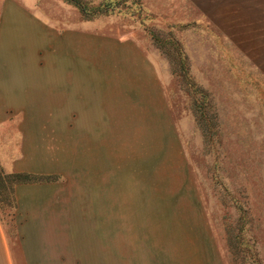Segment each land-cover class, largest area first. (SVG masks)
I'll use <instances>...</instances> for the list:
<instances>
[{
    "label": "rangeland",
    "instance_id": "1",
    "mask_svg": "<svg viewBox=\"0 0 264 264\" xmlns=\"http://www.w3.org/2000/svg\"><path fill=\"white\" fill-rule=\"evenodd\" d=\"M26 1L81 17L90 36L136 41L152 57L176 138L103 122L114 114L95 89L68 97L42 71L23 96L0 97V164L33 179L15 186L14 206L0 200L2 221L13 227L30 203L39 206L37 217L57 231L29 243L55 264H264V49L256 22H237L254 0H111L114 9L87 15L65 0H0V52L21 50L33 65L37 55L17 46L16 28L6 26L15 18L4 14ZM216 9L232 12L216 17ZM15 55L3 58L15 63ZM201 91L217 137L204 135L192 103ZM169 189L185 199L161 200Z\"/></svg>",
    "mask_w": 264,
    "mask_h": 264
},
{
    "label": "crops",
    "instance_id": "2",
    "mask_svg": "<svg viewBox=\"0 0 264 264\" xmlns=\"http://www.w3.org/2000/svg\"><path fill=\"white\" fill-rule=\"evenodd\" d=\"M12 5V10H5L4 14L6 18L14 16L15 19L13 24L8 23L6 26L16 28L17 46L31 49V55H37L38 59L31 65L33 60L25 62L22 59L25 53L21 50L0 52V97L23 96L18 91L25 90V82H30L33 87L32 81L39 80L35 76L42 75L40 73L48 69L54 88L59 91L63 89L68 97L84 96L87 90L95 89L97 96L103 97L104 106L110 107L114 114L112 118L105 115L103 122L109 124L110 120L115 121L116 128L119 125L127 128L126 126L130 127L135 123L136 128L140 125V129L150 130V136L154 135L155 129L156 135L176 138L168 101L162 91V82L152 57L136 41L97 36L94 32V36H90L89 22L81 17L74 19L51 16L40 7L34 9L27 1ZM243 8L237 10L242 15L237 22L241 28H245L252 25L249 22L255 21V33L264 49V0H254V3H248ZM220 12L226 17L232 11L216 9L211 14L218 17ZM1 36H5L8 42V34ZM12 36L14 38V34ZM42 39L45 41L43 46ZM48 49L53 58L49 62L42 61L41 55H45ZM40 51L44 53L41 54ZM14 54L15 63H8L9 60L3 58ZM75 90L83 93H74ZM144 134V137L147 136V132ZM168 193L162 195L161 200L176 204L175 202L185 199L181 194L184 192L169 189ZM156 197L161 198L160 195ZM14 204L15 201L12 205ZM16 204L19 210L25 208L21 202ZM34 204L30 203L28 211L23 212L28 217L24 215L22 218H14L13 227H9L0 218V264L56 263V256H38L29 243L31 236L57 231L55 227L49 226L57 224L37 217L40 216L39 206H33ZM46 225L49 227L45 228Z\"/></svg>",
    "mask_w": 264,
    "mask_h": 264
},
{
    "label": "trees",
    "instance_id": "3",
    "mask_svg": "<svg viewBox=\"0 0 264 264\" xmlns=\"http://www.w3.org/2000/svg\"><path fill=\"white\" fill-rule=\"evenodd\" d=\"M69 3H72L74 5H76L85 15L90 14V13H94V12H98L102 9H114L115 6L117 5V1H111V0H105L104 3L102 4V6H98V7H89L87 4L83 3L80 0H65ZM171 47L173 48V50L175 51L174 53L172 52L173 55L176 54V52H180L178 49V46L176 45V43L171 41ZM181 53V52H180ZM193 90L195 91L196 89L193 88ZM200 97L203 98L202 102H198V100L193 101L192 99V103H197L195 104V106H198V111L199 114L202 115V117L205 119L203 122L205 124L204 127V135L208 134V138H209V132L208 131H212V134L210 135V137H212V135L215 137H217V130H213L215 128L214 122H213V117L214 116H210L211 115V111L209 108V103L208 100L205 99L207 98V95L204 94L202 91L200 92ZM203 104L204 106H208V110L205 112L204 114V110H203ZM216 142V140L214 141ZM30 181H33V179L31 178V175L25 172H6L3 167L0 164V200L2 201H6L9 202V204H12L15 200H14V188L16 185L18 184H22V183H28Z\"/></svg>",
    "mask_w": 264,
    "mask_h": 264
}]
</instances>
